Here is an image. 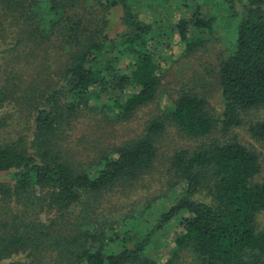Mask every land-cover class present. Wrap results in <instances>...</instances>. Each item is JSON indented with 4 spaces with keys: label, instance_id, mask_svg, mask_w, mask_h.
Masks as SVG:
<instances>
[{
    "label": "trees",
    "instance_id": "obj_1",
    "mask_svg": "<svg viewBox=\"0 0 264 264\" xmlns=\"http://www.w3.org/2000/svg\"><path fill=\"white\" fill-rule=\"evenodd\" d=\"M137 1L0 0V127L18 125L22 116L30 121L28 139L0 136V264H155L148 249L162 230L172 231V244L161 264H264V228L255 223L264 210V177L255 179L258 155L236 136L202 141L216 120L192 86L169 89L167 102L159 104L166 91L160 80L170 66L213 47L229 20L225 47L211 66L222 105L220 131L238 127L246 110L264 106V0H175L178 12L169 17L160 11L173 0H144L151 10L145 18ZM115 17L122 29L109 36ZM7 37L13 44L2 48ZM173 43L180 53L165 68L155 50ZM32 55H38L36 63ZM48 68L53 75L46 84ZM33 79L39 81L35 90L28 84ZM92 93L107 105L112 122H126L150 105L154 114L132 138L85 147L74 157L60 127L78 118L75 106ZM167 128L201 139L164 157L157 194L161 199L175 190L173 201L152 208L150 199L132 228L123 226L120 235L113 229L111 242L104 241L102 232L88 228L96 222L88 200L142 185ZM247 131L264 145V121ZM77 204L82 216L68 223L66 212ZM44 206L59 213L58 223L37 219ZM19 253L24 259L1 262Z\"/></svg>",
    "mask_w": 264,
    "mask_h": 264
},
{
    "label": "rangeland",
    "instance_id": "obj_2",
    "mask_svg": "<svg viewBox=\"0 0 264 264\" xmlns=\"http://www.w3.org/2000/svg\"><path fill=\"white\" fill-rule=\"evenodd\" d=\"M174 1L175 0L164 3V8L161 7L160 13L166 12L168 17L172 16L173 13L176 14L178 10L174 11L173 9ZM167 4L168 6H165ZM206 5H203L202 11L207 14L209 8ZM134 7L142 18H145L150 14L151 10L150 8L145 7L144 0L135 2ZM179 9V11H182L185 8L180 6ZM239 10L240 7L237 6V11ZM117 14L119 15V13ZM229 25V20L223 21L222 27L215 35V41L212 43V45H214L213 47L211 45H206L205 48L196 51L186 58L183 57L179 59L176 63L170 66L167 73L160 80L162 88L166 89V91H161L160 94L162 98L159 104L162 106L164 102H167L165 94H169V89H174L181 85L192 86L194 90L204 96L207 102V109L216 120L214 128L210 131L207 138L202 139V141H208V139L226 141L230 137L236 136V139L241 144L254 150V152L258 155L260 169L258 174L255 176V179L259 180L264 177V145L262 142L251 138L247 128L249 124L257 121H264V106L246 110L242 114L243 120L241 125L227 131H220L217 123L221 118L220 115L222 112V105L219 91L215 85L212 67L214 64V57H216L217 52H220L225 47L224 37L226 31H228ZM121 29L122 25L119 24L115 17L113 25L111 26V31H109V36ZM12 36L13 35H10V37ZM10 37L5 39L7 44L2 46V48H8L13 44V40ZM155 53L158 57H160V64L166 68L170 65L173 58H176V56L180 53V47L177 43H173L169 48L159 47L155 50ZM32 56L34 57L36 63L38 55ZM3 66L5 65L0 64V70ZM44 67H47V64L42 63L40 68ZM50 68H48V71H51ZM30 75H33V73L30 72ZM52 75L51 71L50 76L46 80V84ZM36 81L37 79H33L30 83H28L33 90L39 87L37 83L39 81ZM94 98V93H92L90 97L80 100L74 110V112H78V118L74 120L71 117L67 124H62L60 127L63 129V134H61V137H63L62 140L71 149V151L75 153L74 157H78V152L82 151L85 147L88 149L89 146L96 147L97 145L100 147L103 145L104 147H110L112 146V143L117 144L122 140L132 138L135 134L141 131L145 122L151 118L155 110L153 105L146 106L137 110L134 116L126 122H112V120L105 115V113L109 115L107 105L96 102ZM9 105H12V107L15 106L13 103ZM3 111L4 109H2V112ZM16 119L20 121L18 125H16L15 121H8L5 126L0 127V136L9 134L11 137L15 138L17 137V134H19V136H22L25 139L29 138V118L27 120L25 116H22ZM200 140L201 139L190 140L188 138H181L176 134L174 129L167 128L157 140V155L159 158L155 162L154 169L150 172V174L140 180V182H143L142 185L138 187L136 186L135 189L128 192H123L122 189L118 188L103 195L97 200H88L89 204L92 203L95 207L94 214L96 221L93 224L91 223L92 226L90 225L88 228H94L97 233L102 232V238L104 241H107L108 236H112L113 229H115V231L120 235V233H122L123 226L128 229V224H131L132 228V226L135 225L136 215L140 213V209L143 207V204L150 199H153L150 201V206L152 208H157V204H159L160 201L162 206H169L173 201L176 191H169L167 195L161 199L159 198L160 195L157 194L158 190L162 189L163 186H161V184L165 180L162 174L165 160L164 157L166 156V153L174 147H192L196 143H199ZM73 153H69L67 150L66 155L71 157ZM0 180H4L2 173H0ZM66 213L67 216L65 215V220L68 221V223L77 224L79 222L77 219L78 215L82 216L81 205L77 204L72 206ZM140 217L144 219L146 216L142 215ZM37 219L45 224H48L50 220L57 223L60 221L59 213L52 206H44L38 214ZM255 223L256 227L264 228V210L256 213ZM66 225L68 226V224ZM169 225L172 230L176 227L173 220L169 221ZM55 227L57 228L58 226L56 225ZM92 228L90 231L93 230ZM136 231H138V229L135 231L133 230L131 235L134 237L135 235H139V232ZM108 242L110 243L111 241L108 240ZM171 244V230L169 232H165V230L158 231L153 235L148 253L150 257L155 260V264H161L162 260L167 257ZM10 259H24V253L11 255L9 258H6L1 262H7Z\"/></svg>",
    "mask_w": 264,
    "mask_h": 264
}]
</instances>
